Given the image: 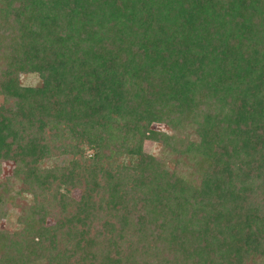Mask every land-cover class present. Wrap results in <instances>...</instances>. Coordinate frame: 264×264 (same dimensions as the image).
I'll use <instances>...</instances> for the list:
<instances>
[{"label":"trees","instance_id":"trees-1","mask_svg":"<svg viewBox=\"0 0 264 264\" xmlns=\"http://www.w3.org/2000/svg\"><path fill=\"white\" fill-rule=\"evenodd\" d=\"M0 97V264H264V0H0Z\"/></svg>","mask_w":264,"mask_h":264},{"label":"rangeland","instance_id":"rangeland-1","mask_svg":"<svg viewBox=\"0 0 264 264\" xmlns=\"http://www.w3.org/2000/svg\"><path fill=\"white\" fill-rule=\"evenodd\" d=\"M18 82L20 86L22 87H38L40 85V80L35 74H22L18 77ZM1 100L2 99L0 97V103H1ZM150 128L155 131L168 132V128L163 123L152 124ZM159 149H160L159 144L153 141H150V140L143 141L141 145L142 153L147 156H156ZM86 154H89V152H87ZM13 166L14 165L10 162H2L0 164V180L5 181V180H9L12 178ZM78 195L79 193L77 190H73L71 192V197H73L74 199H77ZM18 214H19L18 208L10 207L8 209L7 217L0 220V229H6V230L14 229L15 228L14 226L15 218ZM52 224H53V221L51 219L46 220V225H52Z\"/></svg>","mask_w":264,"mask_h":264}]
</instances>
